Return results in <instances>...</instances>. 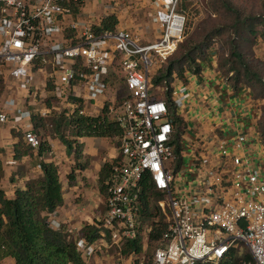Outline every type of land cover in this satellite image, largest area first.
<instances>
[{
    "label": "built area",
    "instance_id": "obj_1",
    "mask_svg": "<svg viewBox=\"0 0 264 264\" xmlns=\"http://www.w3.org/2000/svg\"><path fill=\"white\" fill-rule=\"evenodd\" d=\"M153 2L150 24L157 26V39L145 44L124 15L117 20L127 27L103 35L94 32L90 21H74L72 9L82 7L83 0H0V126L12 125L37 152L41 142L32 128L34 114L75 112L82 105L80 113L87 115L90 106L102 101L121 128L119 158L106 181L100 238L90 243L59 222L56 212L49 216L50 228L66 227L72 234L86 264L106 251L124 264H145L152 232L161 221L168 227L153 264H225L241 245L255 264H264V163L246 155L250 136L239 133L235 141H219L220 154L213 156L204 141L191 142L188 152L184 135L183 165L175 172L174 127L167 104L158 100L162 91L157 92L160 88L152 80L183 41L191 13L182 10L184 0ZM108 10L116 13L112 4ZM145 31L150 35L151 25ZM210 58L215 59L212 50ZM116 65L127 96H109L108 81ZM190 76L197 77L186 78ZM173 78V100L180 111L189 90L177 75ZM17 87L26 106L14 97L5 99ZM44 92L50 96H42ZM44 98L49 105L58 101V106L41 109ZM260 145L264 150L262 141ZM16 163L9 159L5 165ZM144 179L160 194L152 198L156 216L147 222L141 220L140 209ZM140 236L143 254L125 257L124 246Z\"/></svg>",
    "mask_w": 264,
    "mask_h": 264
},
{
    "label": "trees",
    "instance_id": "obj_2",
    "mask_svg": "<svg viewBox=\"0 0 264 264\" xmlns=\"http://www.w3.org/2000/svg\"><path fill=\"white\" fill-rule=\"evenodd\" d=\"M260 4L262 8L258 4L257 10H245L237 7L233 0L213 2V10L209 13L216 19L210 20L212 24L208 23L211 28H204L197 38L178 46L176 52L166 61L164 68L154 76L153 87L164 90L163 96L158 97V100L167 104L169 120L174 127L173 144L177 157L174 162L175 172L183 165L182 139L186 125L173 100L174 75L185 84L187 75L199 77L203 73V67L211 65L210 51L217 45L218 48L214 50L217 69L232 90L237 93L248 89L255 100L264 101V60L259 57L256 49L261 42L264 43V0H261ZM72 10L74 15H77L81 4ZM117 27V17L108 16L101 20L99 26H94V32L103 35L106 32H115ZM119 74H111L108 81L110 85L123 83L122 73ZM82 109L81 105L75 112L62 111L48 116H32L33 132L41 142L37 151L40 156L49 150L48 138L59 139L66 146L68 156L74 158L76 168L84 170L86 165L80 163L84 146L78 142L79 139L109 138L118 143L122 130L110 117L107 109L98 116L82 115ZM262 113L257 129L264 145V107ZM15 135L19 141L15 147L14 158L21 161L32 157L35 151L27 144L23 134L15 132ZM41 168L43 176L29 181L25 189H17L14 198H8L0 187V260L11 258L16 264H86L67 228H50L49 216L64 205L63 185L59 169L54 163L42 162ZM112 170L113 165L106 164L100 173V190L104 197L107 196L106 181ZM3 178L4 170L0 159V183ZM68 178L73 179L74 172ZM142 187L141 214L150 220L156 216L152 198L160 197V194L155 192L149 179H144ZM101 225L100 222L86 225L80 237L90 243L97 241L101 236ZM167 227L168 223L165 221L155 225L145 264H153V253L161 244ZM133 253L139 256L143 254L141 236L124 246L125 257L128 258ZM235 255L234 250L225 264H255L250 254L244 258Z\"/></svg>",
    "mask_w": 264,
    "mask_h": 264
},
{
    "label": "crops",
    "instance_id": "obj_3",
    "mask_svg": "<svg viewBox=\"0 0 264 264\" xmlns=\"http://www.w3.org/2000/svg\"><path fill=\"white\" fill-rule=\"evenodd\" d=\"M110 4L116 7V13L109 12ZM154 12L153 0H83L81 10L73 20L80 23L90 21L99 26L104 17L124 15L129 25L132 26L133 23L147 44L157 39V26L150 24ZM128 23L126 25L120 22L117 28L124 29ZM147 24L152 27V33L148 36L145 31ZM186 85L189 98L179 112L186 125L183 141H187L188 152L191 150V142L204 141V146L215 156L220 154L217 148L219 141H235L239 133H246L251 141L245 151L246 155L264 163V150L260 145L261 138L257 129L261 102L253 98L251 91L243 89L234 92L218 72L214 58L201 76L188 77ZM22 94L17 89L13 93H7L5 99L14 97L20 105L26 106V99ZM48 95L50 96L49 92L42 94L44 97ZM45 103L39 102L41 109L50 108L49 103ZM103 110V103L99 101L89 107L87 115L98 116ZM14 133L12 125L0 126V159L4 170L0 187L7 197L14 198L17 189H25L29 181L41 178L42 162L54 163L59 169L64 197V205L56 210L58 221L65 223L75 235L80 234L86 225L100 222L105 214V200L100 190V173L106 164H113L118 160L120 153L117 141L109 138L79 139L78 142L84 146L80 163L86 165L84 170H80L76 168L74 158L68 156L66 146L59 139L48 138L49 150L41 156L35 151L32 157L16 160L14 153L19 140ZM9 159L16 161V165L6 166L5 163ZM73 172L74 178L69 179L68 176ZM110 252L97 254L88 264L125 263L119 262L114 258V253ZM2 264L16 262L7 258L2 260Z\"/></svg>",
    "mask_w": 264,
    "mask_h": 264
},
{
    "label": "rangeland",
    "instance_id": "obj_4",
    "mask_svg": "<svg viewBox=\"0 0 264 264\" xmlns=\"http://www.w3.org/2000/svg\"><path fill=\"white\" fill-rule=\"evenodd\" d=\"M213 2L215 3L216 0H196V6L193 7L194 2H192V0H184L181 8L182 10H186V11L190 10L191 18H190V22L188 23V26L186 29L185 37L183 41L179 44V46L181 44L186 43L192 38L194 39L197 38V36H199L202 33L204 28H209V27L211 28L210 25L212 24V21L210 20L216 19V17H211L209 13V12H212L213 10V7L211 6ZM233 2L236 3L237 7L245 9V10H248V9L257 10L259 7L262 8L261 4H263V3L260 4L261 0H233ZM258 4H259V7H258ZM208 23H211V24H208ZM215 48L217 49L218 46L215 45L214 47H212V51H214ZM256 49H257V54L259 55V57L264 60V43L261 42ZM165 65L166 63L159 66V70H157V73L160 71V69L164 68ZM114 72H116L117 74L122 73L121 68L118 65H116V69H114L112 73ZM122 76H123V73H122ZM17 89L19 88L17 87ZM159 91H162V94L164 92V90H161V89L158 90L157 92ZM110 93L115 97L127 96L128 92L125 89L124 81L123 83L121 84L119 83L116 86L110 85ZM162 96L163 95H160V97ZM47 99L48 98H44V103L47 101ZM2 101H3V97H0V103ZM40 101L43 102L42 99H40ZM260 102H261V106L259 109L261 111L260 112V119H261L263 115L262 108L264 107V101L262 100ZM50 105L58 106V101L53 100L52 104L50 103ZM141 220H143L144 222L149 221L148 219L144 217H141ZM112 250H114L115 252L117 251L116 248ZM110 254H112V252H110ZM249 254H250V251L245 245H241L239 247V250L237 251L238 258H244L245 256H248Z\"/></svg>",
    "mask_w": 264,
    "mask_h": 264
}]
</instances>
